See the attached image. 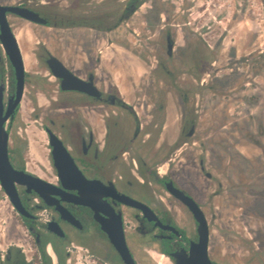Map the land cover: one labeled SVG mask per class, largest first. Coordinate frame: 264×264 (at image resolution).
Instances as JSON below:
<instances>
[{"label": "flooded vegetation", "instance_id": "obj_1", "mask_svg": "<svg viewBox=\"0 0 264 264\" xmlns=\"http://www.w3.org/2000/svg\"><path fill=\"white\" fill-rule=\"evenodd\" d=\"M117 1L113 9L111 0L80 9L78 0H0L1 7L15 9L6 10L4 17L16 37L24 64L21 99L4 123L8 159L14 170L38 178L41 191L15 183L18 204L23 211L20 212L0 185V214L5 217L0 220L6 224L2 239L0 234V264H264V216L258 215L256 209L245 208V204L238 205L237 199H233L224 211L223 201L215 200L221 195V179H216L213 194L209 195L205 186L190 178L182 179L178 173L180 169L174 167L173 156L185 149L191 153L199 175L207 181L216 178L212 171L217 169L214 157L208 154L213 142L223 150V131L217 126L216 130H208L201 141L194 140L197 132L194 104L197 101L189 96L181 99L183 111L177 135L172 141L164 142V139L160 141L161 130L165 128L162 119H167L173 109L166 97L169 92H162L156 100L138 105L140 112L112 89L100 86L105 84L100 83L95 67L86 66L75 71L65 53L68 46L64 45L51 52L44 43H38L34 56L42 66L36 71L41 74L37 77L40 82L28 77L16 34L18 25L55 30L79 28L107 34L130 19L146 0ZM19 11H24L27 17L21 16ZM221 43L219 40L205 45L197 38L185 44L181 56L186 63L185 70L192 74L193 80L198 79L200 85L207 82L203 75H211L206 68L215 65L213 57L221 51ZM165 44L166 56L171 59L176 50L171 33L165 35ZM231 56L238 58L232 62L248 67L247 76L251 79L244 85H254L264 70V50L250 53L248 57H237L235 52ZM49 57L58 59L84 82H91L97 95L63 90L61 80L47 65ZM86 63L89 64L88 59ZM219 71L218 67L211 69L213 78ZM233 74L240 73L233 71ZM45 77L48 81L44 82L42 78ZM0 85L4 114L15 94L16 80L1 40ZM25 85H46L43 95L48 104L42 115H33L34 121L40 120L37 123L45 135L47 147L46 162L37 160L38 164L26 163L18 147H11L12 128ZM142 116L147 117L143 122ZM208 127L209 124L205 128ZM50 134L61 142L75 173L59 174ZM210 134L216 135V139ZM210 137L213 139L208 140ZM229 143L231 145L225 149L236 157L239 143L237 139ZM252 143L260 148L257 142ZM28 147L27 143V153ZM194 151L200 155L196 156ZM223 160L221 155L220 164ZM257 165L264 168L259 160ZM171 189L181 191L201 212L207 229L204 246L200 243L199 223L193 211ZM240 217H248V222H241L247 223L245 233L240 231ZM224 221L226 227L221 224ZM123 243L125 251L121 249Z\"/></svg>", "mask_w": 264, "mask_h": 264}, {"label": "rangeland", "instance_id": "obj_2", "mask_svg": "<svg viewBox=\"0 0 264 264\" xmlns=\"http://www.w3.org/2000/svg\"><path fill=\"white\" fill-rule=\"evenodd\" d=\"M104 1L78 0V3L81 9L88 7V4L100 5ZM118 3L111 0V8H116ZM16 29L26 56L25 70L31 80L40 82L37 77L41 74H36V71L42 66L37 63L34 52L38 43H44L51 52L61 45L68 46L65 53L75 71H81L86 66L95 67L100 83L105 84L100 86L112 89L140 112L142 110L138 105L156 100L162 96V92H169L166 97L173 109L169 111L167 119H162L165 128L161 130L160 141H172L176 137L183 111L181 99L189 96L194 102L197 101L194 104L197 110L194 113L197 118L194 140L201 141L208 130H216L217 126L223 131L224 151L219 148L221 145L213 142L208 154L214 157L213 163L217 169L212 171L216 178L207 181L199 175L191 160V153L185 149L173 156L174 167L180 169L178 173L182 179L190 178L196 184L205 186L209 195L213 194L216 179H221V195L215 200L223 201L224 211L233 199H237L238 205L245 204V208L256 209L258 215L264 216L261 211L264 209V168L257 165L258 160L264 163V70L254 85H244L251 79L247 76L248 67L232 62L234 59L238 61V58L231 56L235 52L237 57H248L250 53L264 50V0H146L130 19L107 34L79 28L44 29L27 24L18 25ZM167 33H171L176 46L171 59L167 58L165 52ZM197 38L205 45L222 40L219 45L221 51L217 57H213L215 65L206 68L211 75H203L207 79L204 85H200L198 79L193 80L192 74L186 72V63L181 57L188 40ZM253 49L255 52H252ZM87 59L89 64L86 63ZM215 67L221 71L213 78L211 69ZM233 71L240 74L232 75ZM42 80L48 81L46 77ZM212 82L215 85H210ZM45 88L46 85H25L13 124L11 147H18L26 163H37V160L46 162V138L39 129L37 122L40 120L34 121L33 117L36 113L42 115L48 104L43 95ZM34 92L37 93L34 95ZM146 119L142 116V122ZM207 124L208 129L205 128ZM210 136L216 139V135ZM232 139H237L239 143L236 150L239 151L236 155L238 159L225 149L231 145L229 140ZM163 154L160 152V155ZM231 154L233 156L228 160ZM195 155L200 154L197 151ZM221 155L224 160L220 164ZM0 218L5 219L1 214ZM225 220L229 222L230 218L226 216ZM244 220L248 222V217H240L238 221L243 233L247 224L241 223ZM217 222L220 223L218 218ZM0 223L2 239L6 224L1 220ZM221 224L226 227L225 221ZM2 246L5 247V244Z\"/></svg>", "mask_w": 264, "mask_h": 264}, {"label": "water", "instance_id": "obj_3", "mask_svg": "<svg viewBox=\"0 0 264 264\" xmlns=\"http://www.w3.org/2000/svg\"><path fill=\"white\" fill-rule=\"evenodd\" d=\"M6 10H15L14 7H1L0 6V29L1 35L0 40L2 45L9 57V60L14 68L15 73V94L11 98L6 112L3 114V105H2V85H0V185L4 189L7 197L13 205L20 211L23 212L18 204L17 193L15 190V183L25 184L32 186L37 192L41 193L38 184L40 180L33 176L28 175L23 171L14 170L9 162L7 154V132L4 126L7 118L12 114L14 108L17 106L18 102L21 99L23 93V83H24V64L19 50L16 37L13 35L9 26L5 20L4 13ZM20 15L27 17V14L24 11H19ZM171 48V45H168V49ZM47 65L51 73L61 80V88L63 90H78L86 92L89 95H97V91L91 82H84L74 74H72L63 64L56 59L55 57H49L47 60ZM50 144L53 147V159L56 168L59 171V174L62 173H75V167L71 158L68 156L61 142L52 134H50ZM68 163V164H65ZM171 192L183 200L193 211L196 220L199 223V234H200V243L203 246L206 243L207 238V229L206 222L203 218L201 212L195 206L193 201L185 196L181 191L177 189H171ZM122 250H126L124 243L121 247Z\"/></svg>", "mask_w": 264, "mask_h": 264}, {"label": "bare ground", "instance_id": "obj_4", "mask_svg": "<svg viewBox=\"0 0 264 264\" xmlns=\"http://www.w3.org/2000/svg\"><path fill=\"white\" fill-rule=\"evenodd\" d=\"M26 53V52H25ZM24 55V54H23ZM24 60H26V56L24 55Z\"/></svg>", "mask_w": 264, "mask_h": 264}]
</instances>
